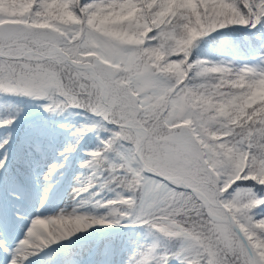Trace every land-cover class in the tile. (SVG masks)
Returning <instances> with one entry per match:
<instances>
[{
	"label": "snow or ice",
	"instance_id": "1",
	"mask_svg": "<svg viewBox=\"0 0 264 264\" xmlns=\"http://www.w3.org/2000/svg\"><path fill=\"white\" fill-rule=\"evenodd\" d=\"M262 21L264 0H0V92L114 125L88 166L129 193L105 218L33 219L8 264L133 218L180 242L136 264H264V217L253 215L264 198L229 193L238 181L264 187V71L189 60L199 38ZM117 146L120 163L106 162Z\"/></svg>",
	"mask_w": 264,
	"mask_h": 264
},
{
	"label": "trees",
	"instance_id": "2",
	"mask_svg": "<svg viewBox=\"0 0 264 264\" xmlns=\"http://www.w3.org/2000/svg\"><path fill=\"white\" fill-rule=\"evenodd\" d=\"M263 51L264 21L255 28L229 26L199 38L190 50L189 60L239 72L245 70V64L256 60L257 54ZM16 102L18 106H13ZM48 103L47 99L19 95L14 97L0 92V122L12 121L0 128V145H3V141H8L7 145L0 147V157L7 156V166L2 169L4 195H12L17 203L28 209L36 202L34 180L37 174L40 178L48 176L46 183L51 188L64 177L63 187L70 185L77 195L73 199L79 205L76 212L95 218L107 217L112 210L107 202L129 193L108 182L109 179L103 180L107 177L104 170L89 167L91 158L88 153L102 151L101 141L106 140L115 127L96 118L92 130L82 133L78 119L84 118L83 113L92 118H95L94 115L71 107L62 111L45 112L44 107ZM104 158L111 164L118 162L114 151L105 153ZM21 188L26 189L27 194ZM84 188L87 191H82ZM236 188L242 191L251 189L258 198H264V187L252 181H238L229 193ZM17 203L16 206H19ZM253 215L257 220L264 217V205L254 209ZM116 226L124 228L108 233L101 239L98 247L100 260L97 264H114L109 260L105 263L107 259L113 260V252H116L115 264H136L138 260L145 258L149 249L155 248L159 254L179 249L180 242L177 239L164 237L134 218L122 219L119 224L108 227L111 228L110 231H114Z\"/></svg>",
	"mask_w": 264,
	"mask_h": 264
},
{
	"label": "rangeland",
	"instance_id": "3",
	"mask_svg": "<svg viewBox=\"0 0 264 264\" xmlns=\"http://www.w3.org/2000/svg\"><path fill=\"white\" fill-rule=\"evenodd\" d=\"M260 61V62H259ZM259 61H256L255 64H251L250 67L254 71H264V57H261ZM14 97L18 96L16 94H12ZM261 97L264 98V92L260 93ZM23 97L22 95H19ZM26 97V96H24ZM17 102L13 106H18L16 105ZM80 110V109H79ZM86 111V110H85ZM89 112V111H87ZM92 114L91 112H89ZM82 114V113H81ZM84 118L81 119L79 118L78 121H80L81 124V132H87V129L92 128L94 121H96V118L101 119L100 117L95 116V118L90 117L88 114L83 113ZM93 115V114H92ZM102 120V119H101ZM103 121V120H102ZM102 123V122H101ZM103 124V123H102ZM104 125V124H103ZM114 126V125H113ZM115 127V126H114ZM111 129V128H110ZM115 130V129H114ZM85 144V143H84ZM103 146H101L102 150ZM121 149L118 148V146L114 149V152H118ZM85 153V152H84ZM117 163L114 164H119V158H117ZM99 171L103 169H98ZM105 171V170H104ZM107 173V177L103 180L109 179V173ZM94 181H96L94 179ZM41 184H44V181H38ZM97 182V181H96ZM111 184L115 185L108 180ZM38 185V183H37ZM70 189V188H69ZM44 196L43 200L41 201V204L39 205V208H31L26 212L20 211V209L14 210L15 214H10L8 213L3 204L2 201L0 200V244H2V247H0V264H8L9 259H11L10 253L16 249L19 241L24 239L25 233L31 224L32 220L38 217H52V216H57L60 214L63 215H71V214H77V215H82L79 214L75 211V209L79 206L77 203H75L73 199V196L76 197L77 195H74L73 190H64L60 195L54 196L53 199H50L46 193H40V196ZM57 196L61 199L58 200L57 202ZM37 198V199H38ZM39 200V199H38ZM36 206V204H34ZM38 207V206H37ZM9 209V207H7ZM93 230L103 228V226H94L92 227ZM91 230V228H90ZM80 232L72 237L59 241L56 244H52L49 247L38 251L35 255L29 256L27 260L23 262V264H58V257L60 254H62L66 249L72 247L75 250L77 243L88 239V238H93V236L90 235H85L87 232ZM100 239H103L102 237ZM62 248L60 249V247ZM126 246V244H125ZM59 247V248H57ZM5 249L7 251H5ZM60 249V250H59ZM116 253V252H115ZM77 259H70L67 264H75ZM86 258H83L79 261L78 264H84L86 263Z\"/></svg>",
	"mask_w": 264,
	"mask_h": 264
}]
</instances>
